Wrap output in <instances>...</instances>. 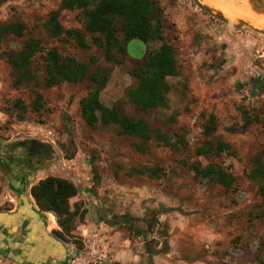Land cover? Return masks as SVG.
<instances>
[{"label":"rangeland","instance_id":"rangeland-1","mask_svg":"<svg viewBox=\"0 0 264 264\" xmlns=\"http://www.w3.org/2000/svg\"><path fill=\"white\" fill-rule=\"evenodd\" d=\"M62 1L0 0V26H23L20 37L4 34L0 44V139L47 142L54 151L49 175L85 197L69 201L74 218L63 238L47 213L53 235L67 245L68 264H92L82 227L99 228L108 239V226L132 247L116 246L114 259L105 253L100 264H264L262 182L251 177L257 164L264 167V29L229 22L198 0H152L162 10L163 42L174 50L177 75L167 80V108L143 113L127 99L137 84L130 72L161 43L132 40L126 52L113 53L120 65L108 63L81 12L63 10ZM51 15L63 30L82 32L88 48L53 36L45 25ZM31 40L39 49L29 77L18 83L9 56ZM50 50L88 74L106 70L102 105L142 121L170 145L143 143L113 126H86L79 101L94 86L86 79L45 87ZM208 170L230 186L205 177Z\"/></svg>","mask_w":264,"mask_h":264},{"label":"trees","instance_id":"trees-1","mask_svg":"<svg viewBox=\"0 0 264 264\" xmlns=\"http://www.w3.org/2000/svg\"><path fill=\"white\" fill-rule=\"evenodd\" d=\"M62 9L80 11L85 19V29L92 36L91 43L103 52L106 62L120 65L113 53L126 52V44L139 40L144 44L160 42V47L149 54L145 61L135 67L130 75L136 80L134 88L129 89L127 99L143 113L167 108L169 85L167 80L177 75L174 50L163 42L162 10L152 0H63ZM46 28L55 36L64 35L74 40L78 47L87 49L84 35L78 30H63L51 15ZM23 26L11 24L0 26V44L4 34L20 37ZM39 49L37 41H29L16 54L9 56V65L17 72L19 81L29 77L28 66L33 55ZM45 87L52 88L59 84H77L86 79L94 89L79 101L80 116L86 126L92 128L96 124L113 126L124 136L137 138L143 143L153 140L166 146L170 142L158 131H151L142 121H133L122 115L115 107L107 108L100 102V93L109 81L106 70L88 74V68L73 58H61L55 50L47 52L45 59ZM36 106L38 104L36 103ZM37 108V107H36ZM221 149L226 146L220 144ZM212 175V176H211ZM228 188L230 182L214 171L208 170L205 177ZM253 179L262 183L258 195L264 208V167L257 164L251 172ZM77 188L69 181L55 177H47L31 188L30 194L40 212L52 213L56 217L60 232L56 236L63 238L69 234L73 223L74 212L70 210L69 201L75 198ZM62 240V239H61ZM264 247V243L262 244Z\"/></svg>","mask_w":264,"mask_h":264},{"label":"crops","instance_id":"crops-1","mask_svg":"<svg viewBox=\"0 0 264 264\" xmlns=\"http://www.w3.org/2000/svg\"><path fill=\"white\" fill-rule=\"evenodd\" d=\"M3 141L9 144L15 139L12 137ZM52 154L54 151L43 160L39 168L29 170L0 161V264H64L58 260L69 255L67 245L53 236L54 222L49 220L47 213L39 211L30 194L31 188L46 177L64 179L49 175L51 169L47 163ZM67 165L64 167L69 168ZM81 198L85 197L78 191L74 201ZM103 224L108 225L105 222ZM108 227H105L106 230L113 233L108 239L99 228L93 230L99 234L104 252H112L114 259V254L118 252L116 246L123 250V247L131 248L132 242L124 240L120 233ZM82 229L81 232L92 230L90 227Z\"/></svg>","mask_w":264,"mask_h":264},{"label":"flooded vegetation","instance_id":"flooded-vegetation-1","mask_svg":"<svg viewBox=\"0 0 264 264\" xmlns=\"http://www.w3.org/2000/svg\"><path fill=\"white\" fill-rule=\"evenodd\" d=\"M52 152L53 148L46 143L33 142L32 140H15L8 144L0 139V161L13 167H25L28 170L39 168L43 160L49 158ZM68 256L64 255L58 261L67 264L69 262Z\"/></svg>","mask_w":264,"mask_h":264},{"label":"bare ground","instance_id":"bare-ground-1","mask_svg":"<svg viewBox=\"0 0 264 264\" xmlns=\"http://www.w3.org/2000/svg\"><path fill=\"white\" fill-rule=\"evenodd\" d=\"M198 1L213 11L221 13L229 22L235 23L241 19L255 27L264 29V14L259 11L263 7L264 0Z\"/></svg>","mask_w":264,"mask_h":264},{"label":"built area","instance_id":"built-area-1","mask_svg":"<svg viewBox=\"0 0 264 264\" xmlns=\"http://www.w3.org/2000/svg\"><path fill=\"white\" fill-rule=\"evenodd\" d=\"M48 133L47 136H49ZM81 238L87 242L89 248V257L91 258L90 262L93 264H100L105 260L106 254L103 250V245L101 239L99 238V234L95 230H84L81 232ZM102 248V249H101Z\"/></svg>","mask_w":264,"mask_h":264},{"label":"water","instance_id":"water-1","mask_svg":"<svg viewBox=\"0 0 264 264\" xmlns=\"http://www.w3.org/2000/svg\"><path fill=\"white\" fill-rule=\"evenodd\" d=\"M262 3V2H261ZM263 7L259 10L261 13H263L264 14V3H263V5H262Z\"/></svg>","mask_w":264,"mask_h":264}]
</instances>
